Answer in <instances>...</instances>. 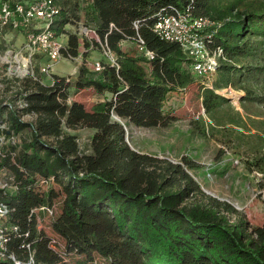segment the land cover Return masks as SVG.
<instances>
[{"label":"trees","instance_id":"obj_1","mask_svg":"<svg viewBox=\"0 0 264 264\" xmlns=\"http://www.w3.org/2000/svg\"><path fill=\"white\" fill-rule=\"evenodd\" d=\"M55 2L60 14L52 29L68 36L63 54L84 61L77 75L53 76L49 84L38 68L39 80H5L0 203L18 228L10 235L9 255L25 263L33 257L37 264H264L259 231L231 203L201 187L192 175L194 161L139 152L127 138L129 125L171 126L177 118L170 95L199 82L181 45L155 31L159 17L172 11L190 9L217 24L206 31V42L211 53L221 49L223 55L213 85L199 82L205 114L213 117L230 103L220 93L229 87L245 92L242 101L264 102L258 95L264 88V0ZM68 26L94 31L100 42ZM125 42L145 52L134 55ZM92 44L110 51L115 63L103 60L102 70L94 71L87 64ZM83 90L104 99L88 110L73 99ZM191 123L200 128L199 121ZM81 131L88 134L82 144ZM247 167L264 177V154L253 155ZM56 182L57 204L49 198ZM38 184L48 188L39 202L33 199ZM43 214L64 245L39 229ZM70 253L78 254L74 263Z\"/></svg>","mask_w":264,"mask_h":264},{"label":"rangeland","instance_id":"obj_2","mask_svg":"<svg viewBox=\"0 0 264 264\" xmlns=\"http://www.w3.org/2000/svg\"><path fill=\"white\" fill-rule=\"evenodd\" d=\"M67 29L81 33L83 26H68ZM60 37L65 41L67 35ZM89 38L95 39V36ZM24 39L25 36L19 33H10L4 44L9 47L20 45ZM123 45V48L134 55L141 53L135 44L125 42ZM87 53L91 63L108 60L103 50L96 48L94 44L89 47ZM83 61V57L79 59L80 66ZM43 62L45 60L41 59L40 64ZM58 64L60 67L58 72L66 73L68 68L71 69L76 65L70 60ZM253 64L263 65L258 61H253ZM2 75L0 64V77ZM215 76L211 80L195 78L203 85L212 86ZM51 80L50 76L45 83L49 84ZM199 82L182 92L170 95L168 106L175 111L174 115L177 118L171 126L144 128L129 125L128 141L134 150L142 153L157 155L173 162H180L184 157L194 161L198 168L192 171V175L201 187L208 194L231 203L264 239V189L260 186L264 177L260 172L251 171L247 167V160L253 155L264 154V102L242 101L245 92L229 87L226 88L228 91L220 93L230 99V103L210 117L205 114L202 105V86ZM258 91V95L264 96V88L259 87ZM73 99L84 103L86 108L91 110L104 97L96 95L92 90H83ZM192 120L199 121V129L193 126ZM78 133L81 144L88 140L87 133L83 131ZM25 178L27 179L26 174L24 176L26 181ZM47 189L46 185L35 186L33 199L38 200L37 202L42 201L43 192ZM52 191L49 198L51 202L57 204L61 200L60 185L57 182ZM40 221L39 229L42 233L57 241L60 239L64 245L65 241L57 234L53 220L43 214ZM70 255L69 260L74 263L78 254L70 253Z\"/></svg>","mask_w":264,"mask_h":264},{"label":"built area","instance_id":"obj_3","mask_svg":"<svg viewBox=\"0 0 264 264\" xmlns=\"http://www.w3.org/2000/svg\"><path fill=\"white\" fill-rule=\"evenodd\" d=\"M59 14L60 9L55 0H0V64L3 74L0 77V99H2L1 94L7 88L5 80L23 79L28 76L39 80L36 75L38 68V72L47 81L50 76L53 77L52 69L56 64L64 60L77 62L81 59V56L66 58L63 54L65 44L52 29ZM216 26L217 24L209 19L195 17L190 9H185L160 16L155 25V31L161 40L181 45L191 59V71L195 77L211 80L216 74L217 66L223 55L221 49L211 53L206 42V31ZM10 33L25 36L24 42L20 45L6 46L4 42L7 41ZM80 35L88 38L95 36V39H89L100 42L94 31L84 27ZM122 47H124L123 44ZM139 50L141 53L145 52L141 46ZM103 52L110 62L115 63L114 55L110 51L103 48ZM146 56L152 58L153 54L146 52ZM41 59L45 60L42 64H40ZM87 64L97 72L103 68L101 61ZM45 81L44 84H46ZM20 107L23 106L20 105ZM4 141L5 138L0 137V143ZM8 215V206L0 203V262L11 259L14 264H37L33 257L25 263L9 255L10 235L18 228L9 224ZM52 243L54 245L56 241ZM57 264L69 263L65 260Z\"/></svg>","mask_w":264,"mask_h":264},{"label":"crops","instance_id":"obj_4","mask_svg":"<svg viewBox=\"0 0 264 264\" xmlns=\"http://www.w3.org/2000/svg\"><path fill=\"white\" fill-rule=\"evenodd\" d=\"M67 41H68V36H67L66 40L63 41L65 45L67 44ZM81 51L83 52V51H85V49L82 47ZM81 59H82V55H81ZM87 61L89 62V59H87ZM74 63L76 65L74 67H72L71 69L68 68L66 70L67 73L66 72H58V70L60 69L59 64L55 65L52 69V76H75V75H77L80 65H79L78 61L77 62L74 61ZM89 63H91V62H89Z\"/></svg>","mask_w":264,"mask_h":264}]
</instances>
